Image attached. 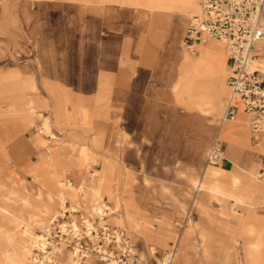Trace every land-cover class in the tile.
<instances>
[{
  "label": "crops",
  "instance_id": "1",
  "mask_svg": "<svg viewBox=\"0 0 264 264\" xmlns=\"http://www.w3.org/2000/svg\"><path fill=\"white\" fill-rule=\"evenodd\" d=\"M149 1L2 0V6L9 8L10 13L11 8H15L19 14L18 19L23 27H18V35L22 36L19 38L23 39L30 59H26L23 69L7 68L0 64V118L4 121L0 120V183L5 181L19 188L25 185L27 189L23 192L26 197L31 196L35 205L39 204L40 208H48L50 213H54L59 207L49 202L48 189L33 178L31 169L41 168L46 177L54 174L63 182L70 181L68 176L77 173L81 176L74 178L76 184L70 181L76 187L74 195L79 204L82 201L88 202L83 199L80 191L77 192L78 187L86 184V166L73 154V149L77 153L91 149L86 134L91 135L89 129L100 123L97 122L99 119L107 118L111 125V121L117 123L119 120L122 133L126 135L130 134L128 125L131 120L136 118L138 124L141 120L143 126L138 125L136 128L138 150H141L142 135L143 150L153 152L151 159L150 154L147 158L138 155L137 163L138 166L154 167L166 166L168 163L157 162L155 151L163 149L170 155L172 134H177L175 127H172V119L176 121L178 116L186 120L196 118L204 121L209 135L217 130L209 140L207 153L213 139L221 132L225 157L216 166L223 163V170L240 172L236 166L256 164L258 180L254 181V193L257 201L261 200L251 209L239 207L232 212L227 209V214H223L218 204H211L207 196L203 197L202 200L208 204L207 209L194 208L199 217L196 223L186 228L187 232H191L195 250L191 254L186 253L178 264H264V237L258 240L254 253L242 249L243 243L249 245L259 231L264 236V209L261 204L258 206L264 198V185L258 178L264 158V141L252 134L249 116L243 112L240 103L237 104L235 119L222 121L229 96L227 79L230 60L226 44L206 38L196 43L193 52L187 51L183 46V37L189 16H183L178 9H172V0H158L160 3L152 7ZM191 9L187 0L184 12ZM15 37L18 38L17 35ZM260 45L262 49L257 55L264 62V40ZM198 66L207 75L209 98L207 105L203 106L205 113H199L186 105L187 97L181 94L179 86L178 78L181 83L184 78L180 69L187 68L191 72ZM217 91L220 95L216 97ZM65 111L72 113L74 123L78 117L84 124L83 129L73 134L74 147L69 152H63V145L53 149L49 147L40 155L41 142L37 137L42 141L43 138L37 134L26 137L25 131L36 126L43 127L45 119L48 124L41 130H59V127L63 128L68 123L70 113H67L65 122ZM4 123L8 127L5 132ZM162 136L165 148L154 146L158 140L161 141ZM103 147L106 149V144ZM27 150L38 160L32 161L31 157L22 168L25 158L21 156ZM8 151L11 156L14 155L16 159L20 157L22 161H15L10 166ZM106 163L100 195L103 203L113 206L114 185L118 183L121 188L120 184L124 180L117 178V168L118 165L122 167L124 162L118 164L107 158ZM14 171L32 176L31 180L17 179ZM238 175L244 180L242 172ZM108 185L113 189H107ZM82 192L86 196L92 195L90 189ZM85 207L89 213V205L85 204ZM29 212L37 214L34 207H30ZM243 215L240 224L238 222ZM107 216L109 220L110 215ZM161 219H158L159 225L164 224ZM107 223L116 225L112 219ZM249 227L253 231L251 238H240ZM231 233L237 237L236 244L235 239H230ZM208 235L217 237L209 243L210 246L205 244ZM148 241L150 239L146 238Z\"/></svg>",
  "mask_w": 264,
  "mask_h": 264
},
{
  "label": "rangeland",
  "instance_id": "2",
  "mask_svg": "<svg viewBox=\"0 0 264 264\" xmlns=\"http://www.w3.org/2000/svg\"><path fill=\"white\" fill-rule=\"evenodd\" d=\"M193 1L196 6V10L198 11L199 5L196 3V0ZM11 10L12 12L10 13L9 8L3 7L2 0H0V64L7 68L11 66L23 69L26 59H30V56L26 54L23 39L19 38L22 36L18 35L20 32L18 27H23V23H21L18 19L19 14H17L15 8H11ZM16 35L18 38L15 37ZM188 79H190V77L186 75L184 76L182 83L180 82L179 86L181 87V91L183 84ZM178 84L179 82L177 83V86ZM185 103L191 108L189 97H187ZM67 113H70L67 125L64 124L62 126L63 128L59 127V130L57 131L52 130V128L49 131L41 130L38 126L25 131L26 137L37 134L43 138L42 141L39 137H37L41 142L39 150L40 155L44 154L47 151L46 148L49 147L53 149L58 147V145H63V152H69L74 147L72 143L73 134L78 133V131L83 129L84 124L82 123V120H78V117L75 119L74 123L72 113L66 111L65 122ZM0 120L4 122L3 118H0ZM5 120L7 119L5 118ZM131 121L132 124L129 123L128 125V130L130 132L129 135L122 133L123 128L120 127L119 120L117 123L111 121V125L110 120L107 118L99 119L97 122L100 123L96 124L94 128L91 127L89 129L91 130V135L86 134V141L90 143L91 147L89 151H86L87 157L89 158L86 163L88 170H91L92 172L100 169L102 167L100 165L103 164L106 158L114 160V162L118 164L123 161L124 163L122 167L118 165V173H116V176L117 178H124V172H126L124 186H122V189L124 188L125 195L134 203L136 207L134 208V211L137 212V217L140 218V221H142L141 225H131L127 221L123 223V226H119L117 224L116 226L111 223L104 224V226L108 228L107 230L111 235H113V230L123 231L125 234V247H117L114 243L110 244V248L111 250H114L116 259L121 253L123 254V252H126V250H130L134 254L128 258L125 264H161L164 256L171 254L172 251H174L172 249H175L177 257L173 263L171 260L170 264H178L180 259L183 258L186 253L191 254L195 250V242H193V237L191 238V232H187L186 230L189 226L187 223L188 216L190 215L192 220H197L199 217V214L193 208V191L189 185L188 178L192 175H199L203 170V166H206L204 158L207 154L206 148L208 147L207 145L210 138L216 134L217 130H214L213 134L209 135L205 124L196 118L186 120L178 116L176 117V121H173L172 119V127H175L177 134H172V151H170V155H168L169 152L164 151L163 149H161V151H155V158L158 159L157 162L168 163L166 166H154L148 167V169L146 166H138L137 163L138 155L141 156V158H147L149 157L148 154H150L151 159V154L153 152L143 150L142 135V137L140 136L141 150H138V136L136 134V128L138 125L142 127L144 123L140 120L138 124V120L136 118H133ZM199 123H201L202 126ZM5 126L6 123H4V132L6 128L8 129V127ZM182 128L185 130L183 131ZM158 141L154 146H165L163 136L161 141ZM105 144L107 147L106 149H103ZM76 152L77 150L73 149V154H76ZM7 153L10 166L15 164V161H22L20 160V157H17L16 159L14 155L11 156L9 151ZM123 153L124 156L122 155ZM21 157L25 158L23 159L24 161H22V168L25 167L24 163L31 157L32 161H36L37 159V157L33 153L31 154L29 150L24 151V156ZM15 174H17V179L23 181H30L32 177L25 175L22 171H18V173L15 172ZM71 175L72 176H68L70 181L73 184H76L74 178H79L81 175L77 173H72ZM241 177L244 178V181L248 180L246 176L242 175ZM1 183H5L9 188L19 190V187L16 184L8 185L5 181H2ZM108 188H112L111 185H108L107 189ZM85 189L88 188L85 186H82L81 188L78 187L77 192L80 191L83 195V199H87L88 202L82 201L80 204L78 203V205H76L68 200L65 202L64 208H59L54 213H50L48 208H40L41 213L43 212L42 217L44 218L45 228L43 229L31 225V229L37 235H43L44 239L47 238L48 243L47 245L45 243V248L37 246L32 248V255L28 264H38V261L43 259V255L50 256V264H70L71 258L75 260L77 259L79 264H106V262L100 260L94 253H88L84 256L81 255L76 248L55 242V239L57 238L55 236L57 234V226L61 227L60 225L64 224L67 227L66 232L67 230H70V228L74 231V233L71 231V233L67 236L68 239H71L73 236H77L78 238L86 236L87 234L85 233V228L89 229L90 226H93V229H90V231L92 230V235L94 237L87 235L88 237L85 238L86 243L96 242V240H99L102 236H104L102 235L103 229L101 228L102 226L100 225L99 218L92 215L90 210L89 213L86 211L88 209L85 207V204L86 206L89 205L90 208L92 206V195H84V192L82 191H85ZM3 193L4 192H2V194ZM1 197L2 196L0 194V199ZM103 201L104 200H102V203ZM255 201L257 204L260 200L257 201L255 198ZM77 202L78 199L76 200V203ZM212 203H215L214 200H211V204ZM260 204L261 202L258 206H260ZM243 207H247V205ZM27 211H29V209ZM36 211L38 213V210ZM230 212L232 211L230 210ZM107 219L108 216H104V220ZM158 219H161L166 225H159ZM231 221L233 220L231 219ZM13 225L14 224L8 222L5 217H0V231H4V233L0 235V245L2 246H0L1 251H13V247L3 244L7 235L13 236L14 243H16L15 247L19 246L22 241V238L17 231L11 229ZM88 225L89 228H87ZM146 238H149L150 241L146 242ZM105 242L107 243L108 241ZM243 247L244 246H242V249ZM56 249H61L64 252V255L60 254V252ZM1 251L0 264H8L6 259H3Z\"/></svg>",
  "mask_w": 264,
  "mask_h": 264
},
{
  "label": "bare ground",
  "instance_id": "3",
  "mask_svg": "<svg viewBox=\"0 0 264 264\" xmlns=\"http://www.w3.org/2000/svg\"><path fill=\"white\" fill-rule=\"evenodd\" d=\"M186 1L187 0H172V9H178L179 11H181L183 16H189V18H190V16H192L193 14L198 13L199 10L198 11L196 10V6L194 5L193 0H188V2H190V6L192 9L189 12H184ZM149 2H150V7L156 6L158 3H160V1H158V0H150ZM198 5H199V1H198ZM214 41L215 40H213V42ZM225 47H226V45H225ZM185 56H187V54ZM172 57H175V56H172ZM185 61H186V59H185ZM172 62H174V61H172ZM181 73L184 76L188 75V77H190V79H188L183 84L181 94L189 97L192 109L197 110L199 113H205L206 111L203 110V106H205V104L209 98V95L207 92V87H206V83H207L206 73L202 70L201 66L193 68L191 72H189L187 68L180 69V74ZM178 79H179V82H181L180 78H178ZM217 90H219V89H217ZM220 91H221V88H220ZM215 95H216V97L219 96L220 92L217 91L215 93ZM30 104H31V102H30ZM208 104H210V103H208ZM11 108H13V107H11ZM215 114H216V112H215ZM198 115H200V114H198ZM47 124H48V121H47V119H45L43 122V127H41V129H43ZM199 124L201 125V123H199ZM223 125H225V124H223ZM243 129H245V128H243ZM242 131H244V130H242ZM220 135H221V132L219 133V136ZM163 148H165V147H163ZM235 154H237V153H235ZM235 154H234V156H235ZM76 155H77L78 160L83 165L86 166V167H84L85 168L84 179L86 180V184H84V185H85V187L90 189L92 192V196H91L92 206L90 208V212L92 215H95L99 218L100 225L102 227H105L104 224L109 222L110 219L115 220V224H117L119 226H122L125 220H127L132 225H139L140 219L137 217V212L134 211V208H135L134 203L132 202V200H130L125 195L124 188L122 189V186H124V180H123L122 184H120L121 188H119L118 183L116 184L118 186L114 185L115 186V192H114L113 198H112L114 205L109 206V205H106L105 203L104 204L102 203V196L100 195V191H101V186H102V182H103V178H104L105 167L107 164L106 163L107 158L103 162L102 167L100 169L94 170L91 172V170H88V166L86 165L87 161L89 160L86 152L83 150H80L78 153L76 152ZM224 157H225V154H224ZM201 163H202V161H201ZM236 163H237V161H236ZM222 165H223V163L220 164L219 166H203V170L199 175H196V176L192 175L188 178L189 185L193 191L192 192L193 193V196H192L193 208L207 209L208 204H206L202 200V198L205 196H207L209 198V200H210L209 202H211V200H214V202L216 204H218L219 209L223 214H227L226 213L227 209L236 210L239 207H243L245 205H247V207L249 209L253 208L256 205V201H255L256 195L254 193V186H255L254 181L258 180L257 179V166H256V164L254 165V163H251L250 165L244 166V167L236 166L237 167L236 169H238L240 172H236V171L227 172V170L226 171L223 170ZM228 165H229V163H228ZM82 166H81V168H82ZM78 167H80V166H78ZM31 172H32L33 178L38 180L42 186H45L48 189L47 196H48L49 202H54L57 205V207H59V208H62L64 203L68 200H70L72 203L78 205V202L76 203L77 199H76L74 192H73L76 189V187L70 181L63 182L54 174L53 175L49 174L46 177L45 172L42 174L41 168L31 169ZM241 172L249 180L247 183H246L247 180L244 181L243 179H241L239 177L238 174ZM33 173H35V175ZM171 173H172V171H171ZM179 174H182V173H179ZM125 176H126V172H124V178H125ZM26 189H27V187L23 184H22V187L19 188V190H17V189L12 190V188H9L5 183H3V184L0 183V194L2 196L0 199V217H2V218L5 217V219L8 222L14 224L13 227H11V229H14L15 231H17V233L22 238L20 245L17 247H15L16 243H14V238L12 235L11 236L7 235L6 240L3 241L4 245L7 244V245L13 247V251H10V252L9 251L8 252L3 251V250L1 251V248H0L2 257H3V259H6L8 264H28L30 262V257L32 255V248L33 247H36V246L40 247V248L46 247V246L44 247L45 241H44L43 235H37L31 229V227H32L31 225L39 227V228H43V229L45 228L44 218L42 217L43 212L41 213L39 204L35 205L32 202L31 196L27 195L28 197H26L25 192H23ZM156 189H157V187H156ZM1 191L4 193L2 194ZM260 200H261V198H260ZM30 207H34L35 210H38V213L32 214L31 212L27 211ZM119 209L122 211L120 212ZM17 213H18V215H17ZM107 214L110 215V219L106 221V220H104V216ZM243 218H244V215L241 217L240 221L238 220L239 221L238 223L241 224L243 221ZM160 221L162 222V220H160ZM187 223L188 224H194V223H196V220H192V218L189 215ZM3 233H4V231H0V235ZM262 233H263L262 231L261 232L259 231L257 233L256 237L253 238L254 241L251 242L249 245H247L244 242L245 244H243V246H244L243 250H245V252L254 253L255 249H256L255 246H256L258 240H262L264 237L262 235ZM251 234H253V231H251L250 227H249L248 231L247 230L243 231L242 236L240 238H246V239L249 238L250 239ZM216 238H217L216 236H209V235L206 236L207 241L205 242V244H208V246H210L209 243L216 240ZM230 239H232V240L235 239L234 243L235 244L237 243V241H236L237 237L234 236L232 233L230 235ZM257 246H259V245H257ZM56 250H58L60 252V254L64 255L63 254L64 252L61 249H56ZM205 252H204V254H205ZM176 257H177V253L174 250V251H172L171 254L164 256V258L161 261V264H170L171 260L173 263L175 261ZM42 258L43 259L38 261V264H46V263L50 264L51 260H50L49 255H45ZM34 259H36V258H34ZM70 264H79V261L77 259L75 260V259L71 258ZM106 264H115V262L111 260L110 262H106Z\"/></svg>",
  "mask_w": 264,
  "mask_h": 264
},
{
  "label": "built area",
  "instance_id": "4",
  "mask_svg": "<svg viewBox=\"0 0 264 264\" xmlns=\"http://www.w3.org/2000/svg\"><path fill=\"white\" fill-rule=\"evenodd\" d=\"M200 12L193 14L186 27L183 46L193 52L196 43L206 38L216 39L226 44L230 67L227 86L229 96L225 106L222 121L234 120L237 104L240 103L243 112L249 116V126L256 138L264 141V62L257 55L262 49L260 42L264 40V0H198ZM225 145L217 134L212 141L206 156V166H216L224 158ZM259 180L264 185V158ZM264 209V198L261 201ZM62 218V217H59ZM58 218V219H59ZM57 226L56 243L76 248L81 255L94 253L100 260L125 264L134 255L130 250L121 253L116 259L110 244L124 246L126 238L123 231L113 230V235L107 227L103 230L101 239L96 242H85L92 235L93 226L89 225L85 233L88 235L68 239L74 231L66 226ZM94 237V236H93ZM108 241L107 243L105 241ZM46 245L47 238L44 239Z\"/></svg>",
  "mask_w": 264,
  "mask_h": 264
}]
</instances>
